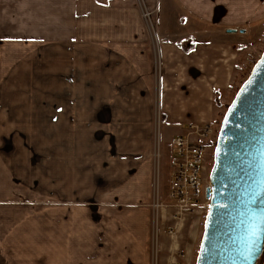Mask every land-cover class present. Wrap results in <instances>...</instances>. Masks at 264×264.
I'll return each instance as SVG.
<instances>
[{
	"label": "crops",
	"instance_id": "crops-1",
	"mask_svg": "<svg viewBox=\"0 0 264 264\" xmlns=\"http://www.w3.org/2000/svg\"><path fill=\"white\" fill-rule=\"evenodd\" d=\"M181 2L179 17L149 0L154 38L138 0H0V264H153L151 212L129 180L150 145L156 54L159 140L172 145L214 123L253 47L229 31L238 25ZM161 216L164 258L174 225Z\"/></svg>",
	"mask_w": 264,
	"mask_h": 264
},
{
	"label": "water",
	"instance_id": "water-1",
	"mask_svg": "<svg viewBox=\"0 0 264 264\" xmlns=\"http://www.w3.org/2000/svg\"><path fill=\"white\" fill-rule=\"evenodd\" d=\"M213 160L196 264H257L264 253V233L252 235L264 216V51L227 107Z\"/></svg>",
	"mask_w": 264,
	"mask_h": 264
},
{
	"label": "rangeland",
	"instance_id": "rangeland-1",
	"mask_svg": "<svg viewBox=\"0 0 264 264\" xmlns=\"http://www.w3.org/2000/svg\"><path fill=\"white\" fill-rule=\"evenodd\" d=\"M142 7L143 11L145 8V13L149 14V17L146 18V27L148 29L149 34L152 33L155 38V30L158 29V27H161L159 25L160 19L158 14L159 11H157V8L154 9L157 12L153 15V6L149 4V0H138ZM189 1V0H188ZM260 3H264V0H196V10H200V12L203 13H215L219 14L222 18H226L232 25H238L236 28L237 31H240L238 29H242L244 32L242 33H248L250 38H252L250 41L252 43V49L248 51H242L240 62L243 64L242 69V76L238 78V81H235L233 88V92L231 93V96L227 99V105L222 107L221 112L217 116L216 120L213 123V138L207 139L205 141L206 152V163H205V177L210 175L212 166H213V156H214V148H215V142L216 137L219 132L222 119L224 117V114L227 110L228 105L232 102L237 90L242 85V83L248 78V76L251 74V71L257 62V60L260 58L261 54L264 51V9L261 7L258 9L259 16L255 22L251 21L248 22V25L246 23H241V18H245L246 20L250 19L251 11L257 7ZM165 7L167 6V14L166 16H179L181 17V13L189 14L187 11V8L183 9L182 5L183 3L181 0H165ZM150 6V7H149ZM264 6V4L262 5ZM159 7V6H157ZM186 7V6H185ZM183 12H182V9ZM171 9V12H170ZM159 10V9H158ZM142 11V13H143ZM250 12V13H249ZM157 15V18H156ZM254 20V19H252ZM167 21V22H166ZM166 25L165 27L170 28V20L165 19ZM204 22V21H201ZM163 23V22H162ZM200 23V22H199ZM250 24V25H249ZM164 26V25H163ZM153 53V52H152ZM159 54V53H158ZM153 55H155L153 53ZM241 64V63H240ZM162 67L160 62L159 55L155 57V64H154V84H152L153 89V122H152V132L150 135V145L149 147L145 148V160H131V173L133 174L134 171H138L133 175V177L129 180L130 188H137L139 191V195L137 196L139 203L145 204L146 207H148V210L151 212L152 217V223L154 230L152 231V238L154 242H152V261L153 264H196V259L204 231V222L206 215L208 213V207L207 205H201L200 207L196 208L192 213H188L185 217V221H181L178 225V233L179 236H182L181 239H179L178 235L175 237L172 235L170 237L171 244L166 249V252L163 255L157 253V244L155 243V240L157 239L156 234V225L159 222V219L156 216V211L153 208V202H154V195L156 190V184L157 181H159L160 190H161V197L162 199H166L167 188L170 182V174H171V167H170V149H171V142L167 143L159 140V122L161 119V114L159 111L160 103H161V91L163 89V82L162 79ZM159 80V82H158ZM162 85V86H161ZM158 90V92H157ZM159 93V96H158ZM204 124V123H203ZM213 143V144H212ZM136 143H131V147H133ZM131 156L136 157V154H140L139 149H132ZM141 163V167H140ZM158 164L160 165V173L161 175H156ZM138 168V169H137ZM135 185V186H134ZM136 202V201H135ZM206 203L205 201H202V204ZM162 215V216H161ZM159 216H161L162 219H164L167 222H170L173 224L174 222L171 220H168V218L165 217V213H161ZM167 217V216H166ZM171 219V218H170ZM184 222V223H183ZM177 233V231H176ZM168 237V235H167ZM177 239V242L175 240ZM185 243L182 244V241ZM168 242V241H166ZM166 242H164L166 244ZM168 245V244H167ZM188 249V255L184 256L182 255V250ZM260 264H264V253L263 258L261 259Z\"/></svg>",
	"mask_w": 264,
	"mask_h": 264
},
{
	"label": "built area",
	"instance_id": "built-area-1",
	"mask_svg": "<svg viewBox=\"0 0 264 264\" xmlns=\"http://www.w3.org/2000/svg\"><path fill=\"white\" fill-rule=\"evenodd\" d=\"M144 17H149V14L144 12ZM187 130L186 134L178 135L172 140L169 153L171 174L166 199L161 197L159 181L154 195L153 208L157 218L164 210L174 222V229L170 231L172 235L188 213L207 203L209 208L207 190L211 187V182L210 177H205L204 174L207 161L204 153L207 147L204 144L207 139L213 138V123L190 124ZM156 175H161L159 164ZM202 201L206 203L202 204Z\"/></svg>",
	"mask_w": 264,
	"mask_h": 264
},
{
	"label": "snow or ice",
	"instance_id": "snow-or-ice-1",
	"mask_svg": "<svg viewBox=\"0 0 264 264\" xmlns=\"http://www.w3.org/2000/svg\"><path fill=\"white\" fill-rule=\"evenodd\" d=\"M254 231L252 232V235H259V233H264V216L260 217V222L258 225H253ZM258 229V231H257Z\"/></svg>",
	"mask_w": 264,
	"mask_h": 264
},
{
	"label": "bare ground",
	"instance_id": "bare-ground-1",
	"mask_svg": "<svg viewBox=\"0 0 264 264\" xmlns=\"http://www.w3.org/2000/svg\"><path fill=\"white\" fill-rule=\"evenodd\" d=\"M191 124H197V123H191ZM186 134V133H185ZM171 159V158H170ZM163 200H165V199H163ZM210 202V201H209ZM207 205H208V203H207ZM163 213H168L167 211H162ZM173 229H174V227H173Z\"/></svg>",
	"mask_w": 264,
	"mask_h": 264
},
{
	"label": "trees",
	"instance_id": "trees-1",
	"mask_svg": "<svg viewBox=\"0 0 264 264\" xmlns=\"http://www.w3.org/2000/svg\"><path fill=\"white\" fill-rule=\"evenodd\" d=\"M262 258H263V255L261 256L257 264H260Z\"/></svg>",
	"mask_w": 264,
	"mask_h": 264
}]
</instances>
